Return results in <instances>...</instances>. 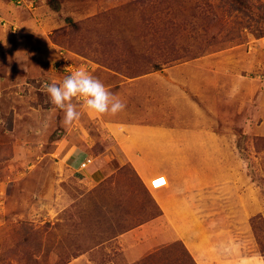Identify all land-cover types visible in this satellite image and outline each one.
<instances>
[{
    "label": "rangeland",
    "instance_id": "obj_1",
    "mask_svg": "<svg viewBox=\"0 0 264 264\" xmlns=\"http://www.w3.org/2000/svg\"><path fill=\"white\" fill-rule=\"evenodd\" d=\"M101 1L94 0L90 11L79 13L80 19L73 22L78 28L68 20L54 30L50 46L55 53L65 52V57L44 63L48 74L41 73V68L28 74L34 59L40 58L39 51L25 38L18 42L21 29L0 13V49L16 56L1 73L7 89L0 91V264H139L127 263L113 238L152 218L149 191L114 152L118 160L109 161L103 155L106 179L90 188L88 169L79 163L85 155L77 152L74 146L79 143L71 136L86 130L78 126L70 132L73 125L64 124V112L51 103L45 90L46 83L60 84L79 68L90 73L102 67L106 72L99 78L96 72L92 75L127 104L129 99L134 101L127 96L128 78L152 75L153 84L144 87L154 92L148 100L160 107L166 98L157 91L159 85L175 98L181 95L184 105L200 108L209 92L195 89L213 84L219 101L224 100L222 108H228L229 124L219 121L214 129L221 135L219 141L231 148L234 178L257 183L252 190L262 192L258 199L264 201V138L255 130L258 125L253 118L264 89V0ZM232 91L235 105L230 108L227 102L232 101ZM77 104L82 113L84 107ZM188 122L187 130H197V125ZM95 138L94 158L107 148ZM196 163L204 164L200 159ZM123 184L128 185L123 189L128 193L125 200L136 196L135 214L100 213V205L104 212L112 207L111 202L118 199L112 189ZM203 193L204 198L192 201L199 212V228L208 238L220 240L213 245L221 247L232 238L248 246L250 255L260 256L264 252L263 216L225 218V210L224 214L214 211L220 202ZM90 194L99 196V202L87 209L81 198ZM140 208L142 216L137 215ZM84 233L91 237L82 245ZM174 248L173 257L164 254L165 260L158 264H189L187 252H180L179 244ZM157 253L150 254L148 263L154 264L162 255L161 250Z\"/></svg>",
    "mask_w": 264,
    "mask_h": 264
},
{
    "label": "crops",
    "instance_id": "obj_2",
    "mask_svg": "<svg viewBox=\"0 0 264 264\" xmlns=\"http://www.w3.org/2000/svg\"><path fill=\"white\" fill-rule=\"evenodd\" d=\"M53 1L0 0V13L12 18V24L21 29L20 35L16 37L17 41L21 42V38H25V41L39 51L40 58L35 57L29 67L30 70L27 69L28 74L40 68L41 73L48 74L44 72L46 65L44 63L56 58L63 60L65 52L57 50L55 53V48L51 47L54 30L65 26L68 20L72 23L78 22L79 13L90 11L91 5H94V0L88 2L89 4L78 3V0H56L57 3ZM101 3L105 4V0ZM14 58L16 56H13L12 51L5 52L0 49V61H3V66L0 67V91L7 89V84L1 77L6 72L4 67L9 62L13 63ZM101 68L92 70L93 74L96 72L98 78L103 74L102 72H106ZM128 80L127 96L134 97V101L129 99L131 102L125 103L124 111L115 116L108 115L101 118L84 108L79 120L72 124L70 130L76 132L78 126L83 127V131L86 130V133L78 132L71 135L73 136L71 138L80 145L74 146L79 149L77 152L85 155L79 163L90 159V163L85 167L88 169L87 182L90 188L97 187L106 179V171L102 170L107 162L104 156L110 161L116 158L112 155L114 152L115 155L120 156L121 164L124 161L125 167L128 166L129 170L135 172L152 197V201L150 200L152 205L148 203L152 218L137 222L131 229L113 238L116 239L114 245L121 247L119 249L116 246L120 255L127 263L136 261L139 264L144 262L150 264L148 263L151 262L150 254L161 250L162 255L154 263L158 264L161 259V261L165 260L164 254L168 255V259L172 258V254L177 251L174 245L179 244L180 252L185 251L190 256L189 264H264V252L260 253V256H254L252 253L250 255L251 249L248 250V246L243 243L236 244L232 238H228L221 247L216 246L220 240L217 238L214 241L215 237L208 238L203 228H199L201 225L199 212L192 200L201 195L200 198H204L203 191L206 196L216 200L215 203L220 202L217 203L214 211L223 213L222 210H225V213L227 212L225 218H236V214L237 217L245 219L258 214L264 218V201L260 202L258 199L262 192L252 190L258 184L234 178V167H232L234 164L230 163L229 157L231 148L219 141L221 135H218L214 129L219 121L229 124L228 108H222L224 100L219 101L216 87L206 83L201 88H196L197 92H209V95L205 97L206 103L203 107L199 108L195 105V108L190 104L184 105L181 95L175 98L168 88L159 85L157 91L160 89L163 99L166 98V101L163 100V106L160 107L157 103L153 104L148 100L153 99L154 92H149V89L144 87L145 83L153 84L152 75L128 78ZM261 91L253 118L257 119L258 126L256 125L255 130L264 138V89ZM248 92L244 94L245 97ZM232 96V101L227 102L230 108L235 105L233 91ZM0 98L2 99L1 96ZM158 111L159 116H154ZM188 121L197 125L196 132L186 129L190 124ZM90 129L92 131L88 133ZM95 137L104 141V146L107 148L104 149L105 152L94 158L91 157V153H94L96 148L93 143L97 140ZM199 159L204 164L198 165L196 161ZM127 187V184L115 186L112 190H116L118 199L111 202L112 207L108 208L107 212L106 209L104 212V207L100 205L98 207L102 211L100 213L111 215L114 210L120 217L124 213L127 217L135 214L137 208L133 206L136 196L132 195L125 200L124 196H128V193L123 189ZM90 195L88 197L83 195L81 198L84 199V205H87L84 208L94 206L96 200L97 203L99 202L96 199L99 196L90 197ZM142 208L138 216H142ZM224 234L228 237L232 236L228 231H224ZM81 237L84 238L83 245L88 243L91 234L84 233ZM213 243L217 244L213 245Z\"/></svg>",
    "mask_w": 264,
    "mask_h": 264
},
{
    "label": "clouds",
    "instance_id": "obj_3",
    "mask_svg": "<svg viewBox=\"0 0 264 264\" xmlns=\"http://www.w3.org/2000/svg\"><path fill=\"white\" fill-rule=\"evenodd\" d=\"M45 90L51 103L64 112L66 126H71L81 116L77 102L101 118L115 116L126 108L124 101L84 68L74 70L60 84L46 83Z\"/></svg>",
    "mask_w": 264,
    "mask_h": 264
},
{
    "label": "built area",
    "instance_id": "obj_4",
    "mask_svg": "<svg viewBox=\"0 0 264 264\" xmlns=\"http://www.w3.org/2000/svg\"><path fill=\"white\" fill-rule=\"evenodd\" d=\"M88 163H90V159H87L86 163H81L80 165H81V167H85V165L88 164Z\"/></svg>",
    "mask_w": 264,
    "mask_h": 264
},
{
    "label": "trees",
    "instance_id": "obj_5",
    "mask_svg": "<svg viewBox=\"0 0 264 264\" xmlns=\"http://www.w3.org/2000/svg\"><path fill=\"white\" fill-rule=\"evenodd\" d=\"M71 24H73L72 22H70ZM73 25H75L76 26V28H78V26L76 25V24H73ZM55 32V31H54Z\"/></svg>",
    "mask_w": 264,
    "mask_h": 264
}]
</instances>
